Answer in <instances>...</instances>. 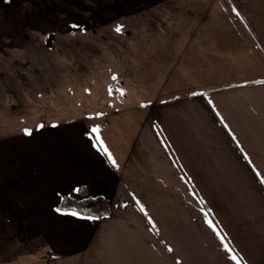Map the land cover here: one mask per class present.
I'll list each match as a JSON object with an SVG mask.
<instances>
[{"label":"crops","instance_id":"0c3cea01","mask_svg":"<svg viewBox=\"0 0 264 264\" xmlns=\"http://www.w3.org/2000/svg\"><path fill=\"white\" fill-rule=\"evenodd\" d=\"M229 1L235 30L201 37L198 25L154 51L152 98L120 93L98 115L26 134L46 175L30 198L44 201L28 216L31 262L264 264V0ZM79 188L110 213L56 209Z\"/></svg>","mask_w":264,"mask_h":264},{"label":"rangeland","instance_id":"374dc122","mask_svg":"<svg viewBox=\"0 0 264 264\" xmlns=\"http://www.w3.org/2000/svg\"><path fill=\"white\" fill-rule=\"evenodd\" d=\"M236 19L229 0H0V264H40L27 234L46 175L26 134L102 113L114 83L126 104L152 98L145 71L154 51L176 48L167 38L198 25L222 37Z\"/></svg>","mask_w":264,"mask_h":264},{"label":"trees","instance_id":"16d2710c","mask_svg":"<svg viewBox=\"0 0 264 264\" xmlns=\"http://www.w3.org/2000/svg\"><path fill=\"white\" fill-rule=\"evenodd\" d=\"M116 83L110 85V90L115 93L117 97L121 100L122 95L115 88ZM80 198L70 197L64 195L59 202L56 204V209L60 211H71L83 216L90 217H103L110 213L109 202L101 196H84L83 188H79Z\"/></svg>","mask_w":264,"mask_h":264},{"label":"snow or ice","instance_id":"6c2138e0","mask_svg":"<svg viewBox=\"0 0 264 264\" xmlns=\"http://www.w3.org/2000/svg\"><path fill=\"white\" fill-rule=\"evenodd\" d=\"M117 30L119 31V28H118ZM26 131H27V130H26ZM93 131L95 132V131H97V129L94 128ZM113 163H115V161H113ZM229 251H231V250L229 249ZM232 258H233V259H236L235 256H233Z\"/></svg>","mask_w":264,"mask_h":264}]
</instances>
